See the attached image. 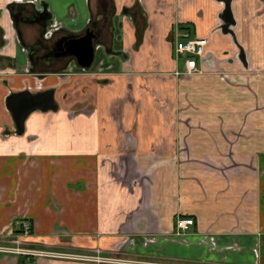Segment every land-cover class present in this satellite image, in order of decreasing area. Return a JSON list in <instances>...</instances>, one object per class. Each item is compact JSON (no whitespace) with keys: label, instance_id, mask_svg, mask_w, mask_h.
Returning <instances> with one entry per match:
<instances>
[{"label":"crops","instance_id":"crops-1","mask_svg":"<svg viewBox=\"0 0 264 264\" xmlns=\"http://www.w3.org/2000/svg\"><path fill=\"white\" fill-rule=\"evenodd\" d=\"M12 1L0 0V243L25 222L35 249L65 256L0 264H96L73 258L91 250L264 264V2L232 0L233 39L219 30L221 0H138L146 28L133 49L120 10L131 0H43L55 36L90 16L106 34L82 70L28 51L37 22L20 26V44ZM177 29L208 37L200 72L181 75ZM23 89H52L57 109L15 135L4 100ZM178 217L193 220L180 236Z\"/></svg>","mask_w":264,"mask_h":264},{"label":"flooded vegetation","instance_id":"flooded-vegetation-1","mask_svg":"<svg viewBox=\"0 0 264 264\" xmlns=\"http://www.w3.org/2000/svg\"><path fill=\"white\" fill-rule=\"evenodd\" d=\"M13 1H15V0H13ZM261 1L264 2V0H261ZM16 2H18V1H16ZM29 2L30 1L18 2V3H23V4L18 6V7L14 6L12 9L13 23H14L15 28L19 31V33H21L20 32V26H22V25L27 26L31 22H37L38 23V25H37L39 27L38 37L36 39L35 45L31 49H28V51H30V53H33L40 48L42 51L41 54L47 63L53 64L52 57H54L53 58L54 60H57L59 62L62 61L63 63H66V64L71 63L74 67H78V66H76L74 58L72 56L64 55L65 54L64 51H65V49H67L64 46V44H65V38L64 37L67 34H64V36H60V37L55 36L54 35L55 33L53 35L51 34V36L48 35V32H50V31L56 32V26H54L51 23L50 18H52V17H50L49 13H47L46 5L43 3L44 1L43 0H36L37 4L35 3L32 8H31V6H29ZM221 2L223 4V7H225V10H226V6L228 5V11H229V14H225L224 12L221 11V13L218 15V18L221 21V23L219 25V30L221 33L224 34L226 32L227 27L235 26L236 20L233 16L232 0H221ZM120 10H121V15L128 17L130 22L133 25L134 42L132 44V48L137 49V46H138L137 44H138V42H140L141 37H142L141 35H142L144 29L146 28V19H145L146 16L142 12L141 7L138 3V0H131L130 5H128V6L124 5L120 8ZM111 13H114V9H112ZM261 13L262 14L264 13V7H263ZM103 21H104V19H103ZM107 22H108V19H107V21L103 22V25H100V26L104 27V25ZM50 23H51V25L49 26ZM42 27L46 28L47 34L44 36H42ZM86 27H87V30L89 32H86L85 34L91 35L92 43L97 44V45H101L102 44V38H103V36L106 37V34H101L100 28H99V22L95 18L90 16ZM183 35H187L188 38H192V39L194 38V37H191L188 33L180 32V30L177 29V30H175V32L173 34V38L175 40L174 45L179 39L183 38ZM45 36H47V38ZM202 39L206 40V46H207L208 37L202 38ZM206 46H205V50H206ZM174 53H175V47H174ZM175 55H176V53H175ZM204 55H205V52H204ZM177 56L178 55H176V57ZM92 57L94 58V52L92 54ZM93 58H92V61H93ZM203 60L204 59H202L201 64H203ZM78 61H82V58L78 57ZM92 61H91V64H92ZM91 64H90V66H91ZM90 66H89V68H90ZM89 68H87V69H89ZM82 70H85V69H82ZM181 75L190 76L193 74H185V70H184L181 73ZM54 253H60V252L55 251ZM95 253H98V256L100 257V259L98 261H96V264H137L139 262H140V264H144L143 262H146V261L140 260V259H135V260L125 259L123 257L126 255L125 254L126 252L124 250H120L117 252H107V253L101 252L99 250L98 251L97 250H95V251L91 250L90 253L87 252L88 256L94 255ZM61 254L64 255L65 253L64 254L61 253ZM105 258H110L112 260L105 261ZM118 259H119V261H116ZM93 263H95V262H93ZM146 263L161 264L158 262H146Z\"/></svg>","mask_w":264,"mask_h":264},{"label":"water","instance_id":"water-1","mask_svg":"<svg viewBox=\"0 0 264 264\" xmlns=\"http://www.w3.org/2000/svg\"><path fill=\"white\" fill-rule=\"evenodd\" d=\"M37 4L36 0L30 1L29 6L31 8L34 4ZM23 3L10 2L7 4L6 9H8L9 16L13 15L12 8L14 6H20ZM225 14H229L228 5L226 6ZM51 23L49 24V26ZM89 32L87 27L77 34H67L65 38L64 46L67 48L64 51V55L72 56L74 58L76 66L81 69L89 68L92 61V54L96 47L99 45L93 44L91 40V35L85 34ZM82 33V34H81ZM230 33V31L228 32ZM16 37L20 41V33L15 28ZM46 28L42 27V36L46 35ZM53 31L48 32L51 36ZM85 34V35H84ZM226 34V32H225ZM235 42V40H234ZM21 44V41H20ZM237 46V45H236ZM78 57L82 58V61H78ZM81 60V59H80ZM4 106L8 112L10 119L12 121L13 130L15 135H21L24 130V121L33 112H54L57 109L56 103L53 99L52 89H46L42 91H28L23 89L16 92H10L4 100Z\"/></svg>","mask_w":264,"mask_h":264},{"label":"built area","instance_id":"built-area-1","mask_svg":"<svg viewBox=\"0 0 264 264\" xmlns=\"http://www.w3.org/2000/svg\"><path fill=\"white\" fill-rule=\"evenodd\" d=\"M18 2L24 1H34V0H15ZM206 46V40L202 38H188L187 35H183L182 39H179L174 47L176 55L183 57L184 61V70L185 74H195L200 72L199 67L197 66L198 62L202 61L204 50ZM17 230H8L5 233V240H2L0 243V254L2 255H9V256H23L27 258H37V257H49V258H62L65 256L61 253H54L49 251H42L39 249H35L32 246V243L29 241L30 238V227L25 222H20L17 224ZM193 225L192 219H183L178 217L176 219V229L177 233L176 236H180L185 234L190 226ZM73 258L78 259H85L95 262L100 259L98 253H95L91 256L85 255H74ZM112 260L110 258H105V261ZM116 261H119L116 260ZM144 264H153V263H146ZM137 264H140L137 263Z\"/></svg>","mask_w":264,"mask_h":264},{"label":"rangeland","instance_id":"rangeland-1","mask_svg":"<svg viewBox=\"0 0 264 264\" xmlns=\"http://www.w3.org/2000/svg\"><path fill=\"white\" fill-rule=\"evenodd\" d=\"M222 12H225V7L222 8ZM231 27H227L226 28V34H229L228 32L230 31V34L232 35L233 34V31L230 29ZM233 39H234V36L232 35ZM232 159V157H231ZM242 174H245L246 175V172H243ZM261 245L263 246L264 245V242L262 241L261 242ZM260 249V248H259ZM263 256H264V252H263Z\"/></svg>","mask_w":264,"mask_h":264}]
</instances>
